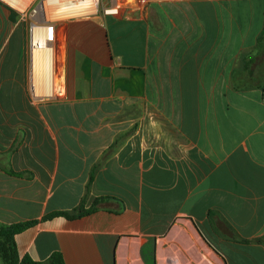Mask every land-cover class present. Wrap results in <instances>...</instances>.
<instances>
[{
	"label": "crops",
	"instance_id": "0c3cea01",
	"mask_svg": "<svg viewBox=\"0 0 264 264\" xmlns=\"http://www.w3.org/2000/svg\"><path fill=\"white\" fill-rule=\"evenodd\" d=\"M27 26L0 1V228L37 221L19 259L264 264V0L65 22L43 102Z\"/></svg>",
	"mask_w": 264,
	"mask_h": 264
},
{
	"label": "built area",
	"instance_id": "2783aa9c",
	"mask_svg": "<svg viewBox=\"0 0 264 264\" xmlns=\"http://www.w3.org/2000/svg\"><path fill=\"white\" fill-rule=\"evenodd\" d=\"M0 1L18 11L28 24L29 91L35 102H43L56 98L58 94L56 60L60 25L100 14L120 18L127 4L134 0H31L25 8L9 0ZM135 1L146 7L153 3L190 0Z\"/></svg>",
	"mask_w": 264,
	"mask_h": 264
},
{
	"label": "trees",
	"instance_id": "16d2710c",
	"mask_svg": "<svg viewBox=\"0 0 264 264\" xmlns=\"http://www.w3.org/2000/svg\"><path fill=\"white\" fill-rule=\"evenodd\" d=\"M94 208L90 210L81 209L78 215H74L73 217L89 214L94 211ZM55 215L72 217L67 213H55L52 216ZM36 223L37 221H30L0 228V264H65L63 255L61 253H55L47 262H36L28 256L21 260L19 259L15 243V236L34 226ZM254 242L262 243L264 242V238H258L254 240Z\"/></svg>",
	"mask_w": 264,
	"mask_h": 264
},
{
	"label": "bare ground",
	"instance_id": "6f19581e",
	"mask_svg": "<svg viewBox=\"0 0 264 264\" xmlns=\"http://www.w3.org/2000/svg\"><path fill=\"white\" fill-rule=\"evenodd\" d=\"M9 1H11L13 4H15L17 6H25L27 3H29L28 2L29 0H9Z\"/></svg>",
	"mask_w": 264,
	"mask_h": 264
},
{
	"label": "rangeland",
	"instance_id": "374dc122",
	"mask_svg": "<svg viewBox=\"0 0 264 264\" xmlns=\"http://www.w3.org/2000/svg\"><path fill=\"white\" fill-rule=\"evenodd\" d=\"M29 3L31 2V0L28 1ZM29 3H27L29 5ZM27 4L25 6H22L23 8H25L27 6Z\"/></svg>",
	"mask_w": 264,
	"mask_h": 264
}]
</instances>
